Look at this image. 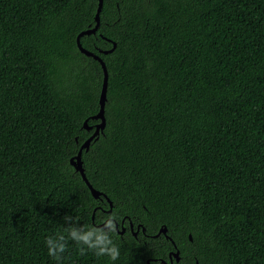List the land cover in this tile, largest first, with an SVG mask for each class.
<instances>
[{"label":"trees","instance_id":"obj_1","mask_svg":"<svg viewBox=\"0 0 264 264\" xmlns=\"http://www.w3.org/2000/svg\"><path fill=\"white\" fill-rule=\"evenodd\" d=\"M97 3L0 0V264H264V0H102L110 212Z\"/></svg>","mask_w":264,"mask_h":264},{"label":"water","instance_id":"obj_2","mask_svg":"<svg viewBox=\"0 0 264 264\" xmlns=\"http://www.w3.org/2000/svg\"><path fill=\"white\" fill-rule=\"evenodd\" d=\"M102 8V0H98L97 3V9L94 15V20H95V24L93 27H90L88 29L82 30L78 33L77 37H76V42H77V46L79 48V50L81 52H83L84 54L88 55V56H92L93 58H95L96 60L99 61L102 71H103V78H102V84H101V90H100V94H99V109L97 111V113H95L92 116V119L98 120L94 125H88L87 124V119L83 122V127L87 130H90L92 127H94L93 132L91 133V135L89 137H87L82 144L80 145L79 150L77 151V153L75 155H73L69 160L71 165L74 167V169L76 171H78L81 174L82 179L85 181L86 185L88 186V188L90 189L91 194L93 195V197L98 198L100 197V195L102 194L101 191L95 189L91 183L89 182V180L87 179L85 172H84V168H83V161L81 158V153L82 150L85 149L87 150L89 148V144L90 141L92 140V138L96 137L100 132L103 131L104 127H105V115H104V107H105V102H106V93H107V87H108V71L105 65V62L102 60V58L97 54L94 53L93 51H89L86 48L82 47L80 44V37L84 34H90V33H95V31L98 29L99 27V23H100V18H99V14ZM115 42H113V46L112 48L105 50L103 52H108L113 50V48L115 47ZM101 51V50H100ZM106 200L109 203V209L108 211H111V207H112V202L111 200L105 195L102 194ZM94 218V213L92 214V220ZM130 221V225L132 227V222ZM99 226L104 227V224H99ZM140 229V224L137 225V231ZM142 231L144 232V227L141 228ZM124 230V229H123ZM167 228L165 226H161L158 230V232L156 234H154L153 236H158L161 233L166 234ZM189 238H191V236L189 235ZM173 245H174V241L171 240ZM173 255L175 256L176 260L179 259V251L176 250L175 252H173ZM195 264H198V262L196 261Z\"/></svg>","mask_w":264,"mask_h":264},{"label":"clouds","instance_id":"obj_3","mask_svg":"<svg viewBox=\"0 0 264 264\" xmlns=\"http://www.w3.org/2000/svg\"><path fill=\"white\" fill-rule=\"evenodd\" d=\"M105 219H107V224L104 225V228H107L110 233H116L118 230V223H116V217L115 215H111L106 217ZM95 231L100 232V235L97 238V244H104V247H100L98 252H95V255L97 257L100 256H108L112 261H115L119 258L120 252H119V248L116 244H114L113 240L111 239V236H108L106 233H104L103 229L100 228H96L94 229ZM70 231V230H68ZM71 235L75 238L76 237V233L75 231H71ZM92 235V232H88L86 235H83L81 237H79L80 240L84 241L85 243H89L90 237ZM61 239H63V236H61ZM52 241L50 238L46 239V245L48 248V255L59 260L60 257L55 255V249L48 247V245H51ZM107 245H111L110 247H108ZM89 247L93 248L96 247V245L90 244L89 243ZM65 250V246L62 244L60 245V249L59 251L63 252ZM81 255L84 254V251L82 249H80Z\"/></svg>","mask_w":264,"mask_h":264},{"label":"flooded vegetation","instance_id":"obj_4","mask_svg":"<svg viewBox=\"0 0 264 264\" xmlns=\"http://www.w3.org/2000/svg\"><path fill=\"white\" fill-rule=\"evenodd\" d=\"M93 130H94V127H93ZM107 212H110V211H108V210H106ZM116 223H118L117 221H116ZM118 230L117 231H119V233L120 234H123L124 232H126L127 230H129L136 238L138 237V233H139V230L137 231V226L136 227H134V225H133V223H132V227H131V225H130V221L128 220V224L127 225H125L124 224V219H122L121 220V223L120 224H118ZM124 229V230H123ZM142 230V229H141ZM143 235L144 236H146L145 234H144V232H143ZM165 235V234H164ZM168 236V235H167ZM165 237H166V235H165ZM166 238H168V239H170L169 238V236L168 237H166ZM171 240V239H170ZM172 242V241H171ZM174 247H175V245H174ZM176 250H178L179 251V249H171V250H169L168 251V254H167V259H159V258H155L154 259V261H158V259H159V261H158V263L159 264H173L174 262H177V261H179L180 260V251H179V259L178 260H176V258H175V256L173 255V252H175ZM158 263H155V262H153L152 264H158Z\"/></svg>","mask_w":264,"mask_h":264}]
</instances>
